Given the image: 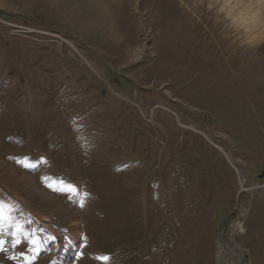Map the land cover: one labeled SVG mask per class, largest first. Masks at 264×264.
Returning <instances> with one entry per match:
<instances>
[{"label": "rangeland", "instance_id": "1", "mask_svg": "<svg viewBox=\"0 0 264 264\" xmlns=\"http://www.w3.org/2000/svg\"><path fill=\"white\" fill-rule=\"evenodd\" d=\"M210 1L117 0L102 16L78 0H0V223L23 222L24 202L82 226L81 264H218L223 240L227 264H264V190L240 193L264 184V50ZM60 174L69 199L50 185Z\"/></svg>", "mask_w": 264, "mask_h": 264}, {"label": "bare ground", "instance_id": "2", "mask_svg": "<svg viewBox=\"0 0 264 264\" xmlns=\"http://www.w3.org/2000/svg\"><path fill=\"white\" fill-rule=\"evenodd\" d=\"M59 1L60 0H54V2ZM78 2L85 6L88 11H90L89 6H91L96 9L95 13H99L102 16H110L117 0H78ZM210 3L221 5L220 8L225 12L227 19H229L234 28L237 27L242 30V32H240L244 34L246 44L249 47L264 50V0H211ZM202 21L204 22V17L202 18ZM198 22L200 24V21ZM227 244V242L223 241L222 246L224 247H222V255L218 264H227L226 256L230 254Z\"/></svg>", "mask_w": 264, "mask_h": 264}, {"label": "snow or ice", "instance_id": "3", "mask_svg": "<svg viewBox=\"0 0 264 264\" xmlns=\"http://www.w3.org/2000/svg\"><path fill=\"white\" fill-rule=\"evenodd\" d=\"M97 259L103 261L104 264H107V262L110 260V257H108V256H100V257H97Z\"/></svg>", "mask_w": 264, "mask_h": 264}]
</instances>
